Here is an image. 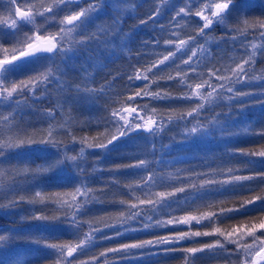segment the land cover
Returning <instances> with one entry per match:
<instances>
[{
    "label": "snow or ice",
    "instance_id": "6c2138e0",
    "mask_svg": "<svg viewBox=\"0 0 264 264\" xmlns=\"http://www.w3.org/2000/svg\"><path fill=\"white\" fill-rule=\"evenodd\" d=\"M95 69L108 70L103 82ZM102 100L106 115L73 114ZM253 107L264 113V0H4L0 264H157L175 253L181 264L198 254L264 264V189L226 203L264 186V147H231L264 140V124L237 119ZM213 141L222 155L185 158ZM128 145L127 163L107 164ZM94 206L115 211L89 215ZM20 239L35 247H13Z\"/></svg>",
    "mask_w": 264,
    "mask_h": 264
},
{
    "label": "trees",
    "instance_id": "16d2710c",
    "mask_svg": "<svg viewBox=\"0 0 264 264\" xmlns=\"http://www.w3.org/2000/svg\"><path fill=\"white\" fill-rule=\"evenodd\" d=\"M3 3H4V0H0V5H3ZM139 11L142 14L144 9H140ZM135 23H137L136 20L128 19L127 23L124 25L125 31H129L131 26ZM101 62H103V58H101ZM121 63L122 62L118 61L117 65H114L113 67H118L121 65ZM106 71H108V70L105 69V70L101 71L100 69H95V70H93V75L96 76V79L98 81L103 82V77H104V74ZM77 75H78V73L73 71L70 73L69 79H72V78L76 77ZM104 103H105V101L102 100L97 105H91L87 101H81L73 110V114L81 120L85 119L86 117H92V116L100 117V116L106 115V113L102 107V105ZM49 106H51V105L48 103V101H45V103L43 105H40L39 107H49ZM158 107H164V105H158ZM217 110L219 111V109H217ZM29 118L32 120L37 119L36 116H31ZM237 119L238 120L244 119L246 122H254L256 124V126L259 127L261 124H264V113H262L258 107H253V108L248 109L244 113L243 117L238 116ZM37 126H39V125H37ZM98 130L102 131L103 129L102 128L97 129L94 125L91 128L81 129L78 125L76 128H74V131L77 132V134H79V135H83L85 133H88L89 135H94L96 133V131H98ZM235 139H236L237 143H235L231 147L244 148V149H256V148L264 147V140H259L257 138L240 136V137H236ZM167 140H168V138L165 137V143H167ZM136 150L137 149H136L135 145H128L126 147H122L118 151H114L113 153H111V155L108 157L107 164L113 165V164L127 163L128 161L121 157V153L133 152ZM205 151L208 152L210 157L219 156V155H222V153H223L222 146H217V143L215 141H213V142H210L207 144H202L199 147H193L188 152V154L185 158H190L192 152H200L202 155L203 152H205ZM172 155L173 156H176V155L184 156L183 153H178L175 151L172 153ZM192 162L197 163V161H192ZM184 166L185 165H178V167H184ZM233 166L239 167L240 165L237 164L236 162H233ZM243 174H249V173L246 171ZM100 185H101V182L99 180L93 181V186L99 187ZM262 189H264V186H258L256 188L255 192L244 191V192L240 193L239 195L229 197L226 200V203L230 205L233 202H238L239 199H241L243 197H249L251 195H255V194L261 192ZM27 207H28L27 205H24L23 209L26 210ZM114 211H115V209L111 206H94L91 209V212L89 213V215H93V214L103 215L106 212H114ZM16 212H17V215L14 217V219H16L18 221L20 214H22V210L17 209ZM259 215H260L259 211H253V212H250L247 217L238 216L235 219L225 220L224 224H235V223L242 221V220L251 219L253 217H259ZM8 220H9L8 217H0V227L6 226L8 223ZM179 227L182 230H185V231L187 230L186 226H179ZM192 227L194 230H208L207 228H202L200 225H193ZM160 231H161V234H164L165 232H167L166 229H162ZM68 238H70V237H65L64 239H68ZM139 238L145 239V238H149V237L142 235ZM197 239L203 243H206V242H211L212 240L216 239V237H199ZM182 243L185 247L197 246V245H193V243L191 241H184ZM13 247H16V248L21 249V250H26V249L34 248L35 245L29 244L27 242V240H25V239H20L14 243ZM234 247H235L234 245H228V248L230 250L234 249ZM198 256L200 257V259H198L196 261V264H229V260L223 254H221L217 258H212L206 254H198ZM231 259L235 260L236 258L232 257ZM181 262H182V253H175V254H173L172 258L165 259L164 257H160L157 260V264H181Z\"/></svg>",
    "mask_w": 264,
    "mask_h": 264
}]
</instances>
